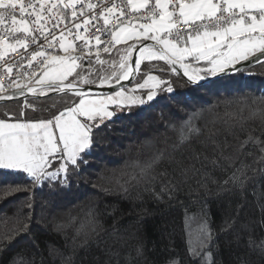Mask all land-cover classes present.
Segmentation results:
<instances>
[{
	"label": "snow or ice",
	"instance_id": "6c2138e0",
	"mask_svg": "<svg viewBox=\"0 0 264 264\" xmlns=\"http://www.w3.org/2000/svg\"><path fill=\"white\" fill-rule=\"evenodd\" d=\"M18 52L19 61L14 59ZM101 53H115L119 59L106 60ZM153 60L164 61L177 75L182 70L186 82L195 90L206 87L201 82L209 78L240 72L242 62L261 63L264 0H0V101L19 97L25 101L18 114L0 118V170L25 176L29 181L27 185L13 184L8 191L36 186L41 192L47 189L45 204L55 202L71 186L72 177L91 166L98 137L118 111L149 104L157 96V89L174 92L170 81L155 75H148L130 90L124 88L122 81L134 78L141 62ZM97 65H110L113 71L104 74ZM5 78L7 83L3 82ZM93 86H108L113 93L98 94ZM145 89L146 95L136 94ZM52 94L70 99L60 107L49 106L46 118L33 120L26 116L25 110H36L27 103L29 95ZM259 103L264 104V100ZM259 111L257 108L251 115ZM210 112L193 109L179 123L170 122L168 129L177 137L171 150L156 147L150 139L151 154L125 164L132 172L120 184L121 190L127 191L129 184H143L158 200L162 195L172 198L177 174L184 178L190 172L201 174V168L207 165L213 171L227 172L231 168L224 185L238 183L243 188L248 179L246 169L250 167L243 158L252 156L258 148L262 155L257 159L264 160V130L254 135L256 129L246 127L236 113L209 118ZM167 139L165 134V143ZM202 175L212 176L211 172ZM158 180L161 186L156 192ZM91 216V230L99 236L104 229L95 215ZM260 223L264 225V219ZM30 225L46 230L41 219H35L15 229L11 236L31 237ZM231 226L226 224L222 231L227 232ZM64 228L63 224L54 226L57 233ZM202 231L204 240L199 248L189 246L188 258L192 264H222L206 223ZM123 239L116 236L115 242ZM240 240L237 235V247H246V251L236 257L237 264H251L249 254L256 250L264 254V238L257 241L250 235L245 245ZM32 246L40 251L34 238ZM47 247L49 256L61 255L54 245ZM80 247L86 264H111L112 257L119 264V249H104L98 242L93 252L87 241ZM7 250L0 248V254ZM134 251L135 257L131 252L124 255L125 264L144 255L143 244L136 245ZM99 254L109 259H101ZM71 260L72 257H63V264H71ZM7 264L35 262L14 253ZM160 264L183 261L177 254L164 257Z\"/></svg>",
	"mask_w": 264,
	"mask_h": 264
},
{
	"label": "trees",
	"instance_id": "16d2710c",
	"mask_svg": "<svg viewBox=\"0 0 264 264\" xmlns=\"http://www.w3.org/2000/svg\"><path fill=\"white\" fill-rule=\"evenodd\" d=\"M101 56L106 60L119 59L115 53L112 56L101 53ZM96 68L104 74L113 71L110 65H97ZM149 74L170 81L174 92L169 94L157 89V96L149 104L118 111L98 137L99 146L91 166L73 176L71 186L65 188L55 202L45 204L47 189L41 192L36 186L8 191L13 184L27 185L28 178L0 170V248L8 249L0 254V264H7L14 253L34 260L35 264H63V257H72L71 264H86L80 247L85 241L92 246L93 252L97 251L98 242L101 248L119 249V264H125L124 255L128 252L135 257L134 248L141 243L144 255L134 258L132 264H160L164 257L177 254L183 264H192L188 258L189 246L200 247L205 223L213 233L222 264H237L236 257L246 251V247H237V235L241 237V245H245L250 235L257 241L264 238V225L260 223L264 219V171H261L264 160L257 159L262 155L258 148L253 150L252 156L243 158L250 166L246 169L248 179L243 188L238 183L224 185L231 175V168L227 172L213 171L211 165L201 168V174L190 172L187 178L177 174L178 183L172 198L162 195L158 200L151 191L145 190L143 184L126 185L127 191L120 188L132 172L125 164L149 156L152 152L150 139L156 147L171 150L177 137L168 129L169 123H179L193 109H210L209 118L214 114L236 113L244 119L246 127L256 129L254 135H260L264 130V104L259 103L264 100V61L205 82L207 86L198 90L187 83L182 74L171 72L164 61H144L130 85L142 83ZM146 91H141L143 96ZM69 99L67 95L55 94L27 97V103L34 105L36 110L29 108L25 114L33 120L46 118L49 106L60 107ZM24 102L20 99L0 104V118H5L8 113L18 114ZM257 108L260 111L252 116V111ZM165 134L168 137L166 143ZM254 160L257 162L253 163ZM204 172H211V178L202 175ZM160 186L158 180L156 192L160 191ZM91 214L104 229H97L99 236L91 230ZM35 219H41L46 230L30 225L31 237L11 236L15 229ZM56 224L65 225L64 231L57 233L54 230ZM226 224L232 226L224 232L222 228ZM116 236L124 239L116 243ZM33 238L40 251L32 246ZM48 245L60 249L61 255L49 256ZM169 248L174 251L169 252ZM99 255L101 259H109ZM249 255L251 264H264V254L259 250ZM111 264H117V258L112 257Z\"/></svg>",
	"mask_w": 264,
	"mask_h": 264
},
{
	"label": "water",
	"instance_id": "95a60500",
	"mask_svg": "<svg viewBox=\"0 0 264 264\" xmlns=\"http://www.w3.org/2000/svg\"><path fill=\"white\" fill-rule=\"evenodd\" d=\"M133 58H135V54H134V57H133ZM142 63H143V62H141V65H142ZM254 64H256V63L242 62L241 66H239V67H241V70H242V69H244V68H246V67H249V66H251V65H254ZM140 69H141V68H140ZM179 71H180V74H182V70H179ZM139 72H140V70H139ZM139 72H138V74H139ZM138 74H136V76H135L134 78H130V79L127 80V81H122L123 86L126 87V86L130 85L132 82H134V80L136 79V77H137ZM230 74H231V73H230ZM182 75H183V74H182ZM219 77H223V76H218V77H216V78H219ZM185 78H186V77H185ZM216 78H209L208 80L203 81V82H201V83L209 82V81H211V80H213V79H216ZM186 79H187V78H186ZM93 91H95L96 93H108V92H113V89L110 88V87H108V86H105V87H103V88H99V87H95V86H93ZM30 96H31V95H29L28 97H30ZM20 99H24V97H19V98H17V99L11 100V101H17V100H20ZM11 101H0V104L8 103V102H11Z\"/></svg>",
	"mask_w": 264,
	"mask_h": 264
},
{
	"label": "rangeland",
	"instance_id": "374dc122",
	"mask_svg": "<svg viewBox=\"0 0 264 264\" xmlns=\"http://www.w3.org/2000/svg\"><path fill=\"white\" fill-rule=\"evenodd\" d=\"M144 62V61H143ZM118 70V69H117ZM135 87V85H128V86H126V87H124L125 89H127V90H130V89H132V88H134ZM113 92H108V93H98V94H105V95H107V94H112ZM136 94L137 95H141V96H143L142 95V93H141V91H137L136 92Z\"/></svg>",
	"mask_w": 264,
	"mask_h": 264
},
{
	"label": "built area",
	"instance_id": "2783aa9c",
	"mask_svg": "<svg viewBox=\"0 0 264 264\" xmlns=\"http://www.w3.org/2000/svg\"><path fill=\"white\" fill-rule=\"evenodd\" d=\"M94 2H95V0H94ZM181 30H183L182 27H181ZM103 38L107 39V37H103ZM29 50H31V49H29ZM21 51H23V50H21ZM14 59L17 60V61H19L21 59V56H20L19 52L14 55ZM3 82L7 83V78H5Z\"/></svg>",
	"mask_w": 264,
	"mask_h": 264
},
{
	"label": "crops",
	"instance_id": "0c3cea01",
	"mask_svg": "<svg viewBox=\"0 0 264 264\" xmlns=\"http://www.w3.org/2000/svg\"><path fill=\"white\" fill-rule=\"evenodd\" d=\"M149 75H154V74H149ZM148 76V75H147Z\"/></svg>",
	"mask_w": 264,
	"mask_h": 264
}]
</instances>
